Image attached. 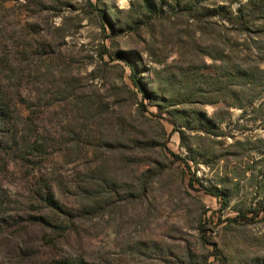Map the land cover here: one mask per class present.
<instances>
[{"label": "rangeland", "instance_id": "1", "mask_svg": "<svg viewBox=\"0 0 264 264\" xmlns=\"http://www.w3.org/2000/svg\"><path fill=\"white\" fill-rule=\"evenodd\" d=\"M146 1L0 0V264H264V0Z\"/></svg>", "mask_w": 264, "mask_h": 264}, {"label": "trees", "instance_id": "2", "mask_svg": "<svg viewBox=\"0 0 264 264\" xmlns=\"http://www.w3.org/2000/svg\"><path fill=\"white\" fill-rule=\"evenodd\" d=\"M195 1L196 0H190L189 2H187V5L183 9H181V11H185L188 13H192V12L196 11V8H198V6H197V4H195ZM144 2H145L144 9L146 12H155L156 16H160V15L164 14V10L161 8V2H158L156 4L149 3L146 0H144ZM204 10H206V12H209V13L216 12L213 8L212 9L206 8ZM218 10L222 11V8L219 7ZM204 15H206L205 12H204ZM249 75L252 76V74H250V73H249ZM134 83H136V81H134ZM204 190H205L206 194L210 195L211 197H214L216 199L217 203L222 206V208L226 207L227 198L224 194H222L221 192H219L216 189H209L208 188V189H204ZM239 217H241V219H246V221L252 220L251 218H246L244 215H239ZM232 221H235V220L233 219ZM44 223L46 225H49L47 222H44ZM56 228H58L60 230V227L57 226Z\"/></svg>", "mask_w": 264, "mask_h": 264}]
</instances>
